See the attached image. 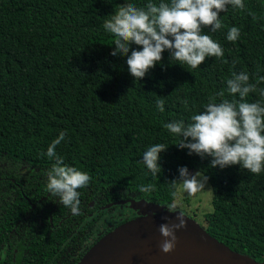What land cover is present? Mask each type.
<instances>
[{"label":"trees","instance_id":"16d2710c","mask_svg":"<svg viewBox=\"0 0 264 264\" xmlns=\"http://www.w3.org/2000/svg\"><path fill=\"white\" fill-rule=\"evenodd\" d=\"M148 2L0 0V191L22 182L45 197L46 172L55 162L47 157V148L66 131L56 153L66 165L91 177L78 189L80 210L94 214L91 226L100 221L98 210L113 211L122 200L174 204L179 186L171 182L178 180L179 168L187 167L191 174L200 171L208 177L213 212L204 215L207 233L234 252L264 262V170L256 175L240 165L212 168L211 157L179 149V137L164 127L173 120L190 123L213 98L216 103L239 100L227 91L234 72L248 73L254 84L264 77V0H243L244 10L229 6L220 13L224 27L215 33L204 29L224 49L223 58H206L192 69L170 61L165 50L161 62L138 81L128 71L127 57L110 54L115 37L103 24L119 5L143 7ZM151 2L158 5L161 0ZM234 26L241 34L229 42L227 32ZM131 50L139 49L133 44L129 55ZM257 88L245 99L264 106L259 94L264 81ZM160 98L165 101L163 112L157 108ZM155 144L167 147L160 154L157 177L140 162ZM23 165L31 167L29 176L19 174ZM149 184L153 191H139ZM69 213L59 204L54 219L61 221ZM106 220L111 221V215ZM69 227L65 222L61 234ZM35 234L38 252V239L45 241L47 235ZM70 245L61 239V254ZM46 246L48 251L40 252L44 258L52 254L53 240Z\"/></svg>","mask_w":264,"mask_h":264},{"label":"clouds","instance_id":"9594fccd","mask_svg":"<svg viewBox=\"0 0 264 264\" xmlns=\"http://www.w3.org/2000/svg\"><path fill=\"white\" fill-rule=\"evenodd\" d=\"M229 6L245 9L243 0H161L158 5L149 0L143 7L133 3L119 5L103 24V28L115 37V50L110 54L127 57L128 71L138 81L161 62L165 50L169 52L170 61L196 69L206 58H223L224 49L210 35L204 34V29L210 27V32L215 33L224 27L220 13L227 11ZM249 14L256 19L253 13ZM240 34L239 28L231 27L226 39L235 42ZM133 44L139 50H131L129 55ZM249 81L248 73L234 72L227 80V91L232 96L238 95L239 100L224 99L216 103L213 98L203 111L190 117V123L185 124L183 120L166 123L167 131L179 137L177 147L202 159L211 157L212 168L240 165L251 174L259 175L264 170V106L259 101L247 102L245 98L257 92V84L264 81V77H259L255 84ZM259 94L264 97V88L259 89ZM219 95L223 96V91ZM164 103L163 98L157 100L160 112L164 111ZM66 136L67 132L61 131L47 148V157L55 162L46 172V188L52 196L58 197L60 205L73 214H80L78 189L86 187L91 177L66 165L57 155L56 148ZM166 149L164 144H155L143 153L140 162L153 177L161 172L160 154ZM178 172V180L171 182L174 188L179 186L190 196L205 189L208 177L200 171L191 174L187 167H181ZM153 190L150 184L139 187L141 193ZM167 210L170 214L177 213L175 204L168 205ZM176 221L159 226L163 238L160 249L164 254L175 250L176 233L187 226L182 213L176 215Z\"/></svg>","mask_w":264,"mask_h":264},{"label":"flooded vegetation","instance_id":"af4514ba","mask_svg":"<svg viewBox=\"0 0 264 264\" xmlns=\"http://www.w3.org/2000/svg\"><path fill=\"white\" fill-rule=\"evenodd\" d=\"M30 168L28 165H23L19 170V174L29 176ZM16 176L15 174L14 177ZM10 180L11 183H16V179ZM28 182L32 183V181ZM15 185L16 187L11 185L0 191V264H77L93 246V242L97 238L103 237L106 232L118 227L119 222L125 223L140 216L137 215V210L131 208L130 203L127 202L130 199L115 203L118 208L113 211H110L111 209L107 210L106 217L103 216L104 221L107 222L106 219L109 214H111L112 221L107 225L104 224V221H101L105 211L102 209L97 212L101 213L100 221L99 223L94 222V226H91L94 214L86 210H80V214L71 212L63 217L61 221H57V218L55 220L54 217L59 205L58 197H52L50 193L44 197L36 191L37 188L31 189L22 182ZM1 192L4 194H1ZM19 193L22 194L23 198L19 196ZM121 206H123V209H121ZM123 210L125 212H122L120 216L116 215V212ZM81 214L85 216V221H82ZM76 215L79 219L75 221L73 217ZM65 222L70 227L69 230L61 234V226ZM97 224L100 226L96 231L95 239L92 240L93 229ZM35 233L47 235L46 242L41 239L42 237L38 239L40 241L37 244L38 252L33 247V240L37 239ZM64 238L65 244L71 242V245L65 250V255L61 254V250L65 247L60 248L61 239ZM52 240L54 242L52 254L44 258L40 252L42 250L48 251L46 244L50 245ZM82 254L83 256L79 261L76 260Z\"/></svg>","mask_w":264,"mask_h":264},{"label":"water","instance_id":"95a60500","mask_svg":"<svg viewBox=\"0 0 264 264\" xmlns=\"http://www.w3.org/2000/svg\"><path fill=\"white\" fill-rule=\"evenodd\" d=\"M127 202L139 209L141 215L104 235L77 264H264L234 252L178 210L170 214L168 206L147 200ZM179 213L187 226L176 233L175 250L164 254L160 249L163 238L159 226L176 223Z\"/></svg>","mask_w":264,"mask_h":264},{"label":"rangeland","instance_id":"374dc122","mask_svg":"<svg viewBox=\"0 0 264 264\" xmlns=\"http://www.w3.org/2000/svg\"><path fill=\"white\" fill-rule=\"evenodd\" d=\"M176 205V210L182 212L183 214H186L190 218H193L194 221L202 228L205 227V220L204 215L207 213L213 212L212 207V191L209 183L207 182V185L205 186V189L196 193L194 196L188 195V193L184 192L182 188L179 187V195L174 202ZM121 205V204H120ZM131 208H134L130 205ZM120 208V207H119ZM121 209H123V206H121ZM136 209V208H134ZM137 210V215H141L140 210ZM122 212H125V210L116 212L117 216H120ZM107 210L103 212L101 221H104V217H106ZM105 215V216H104ZM111 215V214H109ZM104 216V217H103ZM109 223H112V221L105 222L104 224L107 225ZM100 225H96L93 229V235L92 240L95 239L96 231H98Z\"/></svg>","mask_w":264,"mask_h":264}]
</instances>
